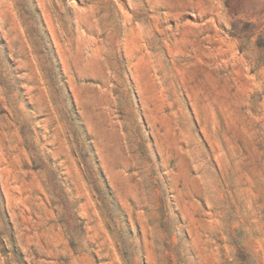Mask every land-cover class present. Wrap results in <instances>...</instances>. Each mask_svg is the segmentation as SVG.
Segmentation results:
<instances>
[{"label":"rangeland","instance_id":"rangeland-1","mask_svg":"<svg viewBox=\"0 0 264 264\" xmlns=\"http://www.w3.org/2000/svg\"><path fill=\"white\" fill-rule=\"evenodd\" d=\"M264 0H0V264H264Z\"/></svg>","mask_w":264,"mask_h":264},{"label":"trees","instance_id":"trees-1","mask_svg":"<svg viewBox=\"0 0 264 264\" xmlns=\"http://www.w3.org/2000/svg\"><path fill=\"white\" fill-rule=\"evenodd\" d=\"M241 23L242 27L236 29L235 35L241 38V40H250L251 38L256 37V47L264 50V27L262 24L258 25L250 21Z\"/></svg>","mask_w":264,"mask_h":264}]
</instances>
